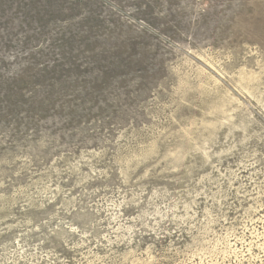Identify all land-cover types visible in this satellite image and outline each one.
I'll list each match as a JSON object with an SVG mask.
<instances>
[{"label": "rangeland", "instance_id": "rangeland-1", "mask_svg": "<svg viewBox=\"0 0 264 264\" xmlns=\"http://www.w3.org/2000/svg\"><path fill=\"white\" fill-rule=\"evenodd\" d=\"M0 264H264V0H0Z\"/></svg>", "mask_w": 264, "mask_h": 264}]
</instances>
